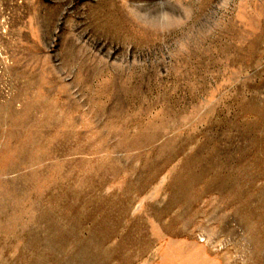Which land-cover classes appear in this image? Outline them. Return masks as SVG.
Masks as SVG:
<instances>
[{
	"label": "rangeland",
	"instance_id": "374dc122",
	"mask_svg": "<svg viewBox=\"0 0 264 264\" xmlns=\"http://www.w3.org/2000/svg\"><path fill=\"white\" fill-rule=\"evenodd\" d=\"M0 264H264V0H0Z\"/></svg>",
	"mask_w": 264,
	"mask_h": 264
}]
</instances>
